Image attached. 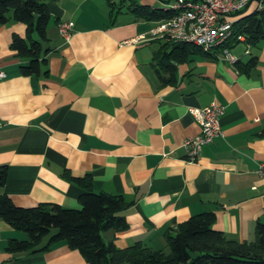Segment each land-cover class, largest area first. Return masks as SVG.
<instances>
[{"label": "crops", "instance_id": "crops-1", "mask_svg": "<svg viewBox=\"0 0 264 264\" xmlns=\"http://www.w3.org/2000/svg\"><path fill=\"white\" fill-rule=\"evenodd\" d=\"M44 1L50 20L37 72L23 73L29 59L11 48L26 25L0 23V165L7 167L0 199L79 208L85 188L63 172L89 173L92 191L129 202L117 212L126 227L101 232L117 248L140 241L165 250L166 233L203 212L213 213V228L227 238L254 240L264 223V179L255 171L264 162V41L243 56L230 47L242 62L258 56L242 70L219 48L149 38L124 44L157 23L136 15L129 0H112L113 8L110 0ZM165 1L132 0L161 10ZM254 11L252 2L238 17ZM62 21L70 24L67 41ZM211 102L223 106L221 134L186 161L181 143L200 131L188 109ZM12 238L27 234L0 217V264H86L65 241L10 252Z\"/></svg>", "mask_w": 264, "mask_h": 264}, {"label": "trees", "instance_id": "trees-1", "mask_svg": "<svg viewBox=\"0 0 264 264\" xmlns=\"http://www.w3.org/2000/svg\"><path fill=\"white\" fill-rule=\"evenodd\" d=\"M118 1L122 4L126 0ZM129 2L136 15L147 20L159 21L172 15L168 10L137 4L132 0ZM114 4V1H109L111 8ZM10 19L26 25L25 38L15 35L11 42L13 50L29 59L27 65L21 66L22 72H37L40 53L47 50L42 48L41 42L46 39L50 20L46 2L0 0V23ZM240 34L245 37V44L258 46L264 41V14L254 11L238 17L232 25L233 37L227 44L229 48L239 42L236 37ZM257 62L258 56L251 55L246 62L237 59L234 64L238 69L249 70ZM6 176V165H0V185L4 184ZM63 176L85 188L78 196L79 208H65L56 203L22 207L15 205L8 195L1 197L0 217L27 234L26 239H10L6 247L8 251L46 250L59 241H65L70 248L82 254L86 264H264V223H257L254 240L237 241L213 228L214 215L211 212L192 215L179 223L172 233H166L168 252L153 249L140 241L124 248L105 243L101 236L103 230L126 227L124 218L117 212L127 207L129 202L121 194L92 191L89 173L73 176L65 170Z\"/></svg>", "mask_w": 264, "mask_h": 264}, {"label": "built area", "instance_id": "built-area-1", "mask_svg": "<svg viewBox=\"0 0 264 264\" xmlns=\"http://www.w3.org/2000/svg\"><path fill=\"white\" fill-rule=\"evenodd\" d=\"M255 3V11H264V0H167L165 10L172 13L170 18L157 21L146 33L136 38L124 40L132 43L145 39H164L171 43H186L200 48L204 52H211L215 48L221 49L222 56L230 62L237 57L227 46L232 39V25L239 13ZM58 32L64 41L71 35L68 22L58 23ZM236 40L245 43V37L237 35ZM246 44L245 54H249ZM5 73L0 70V78ZM188 112L199 122L200 131L183 139L181 147L186 161H195L202 147L221 134L220 117L223 106L211 102L203 107H189ZM256 173L264 179V162L257 163Z\"/></svg>", "mask_w": 264, "mask_h": 264}, {"label": "rangeland", "instance_id": "rangeland-1", "mask_svg": "<svg viewBox=\"0 0 264 264\" xmlns=\"http://www.w3.org/2000/svg\"><path fill=\"white\" fill-rule=\"evenodd\" d=\"M50 25H54L52 20L50 21ZM55 32V29L54 27L51 26L50 30L48 31L50 37L52 40L56 37V34L54 33ZM50 39V40H51ZM233 47V50L235 53H237L238 55H242L244 54V49L246 47L245 43L244 42H238L236 45L232 46ZM236 47V48H235ZM250 49H254L256 46H251L249 45ZM243 56V55H242ZM245 56V55H244ZM53 231V230H52ZM53 233V232H51ZM47 240V237L43 240V242H45ZM165 252H168V248L164 250Z\"/></svg>", "mask_w": 264, "mask_h": 264}]
</instances>
